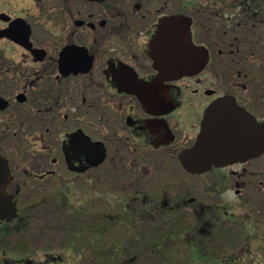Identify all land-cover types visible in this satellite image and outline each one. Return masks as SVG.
<instances>
[{
  "label": "flooded vegetation",
  "instance_id": "1",
  "mask_svg": "<svg viewBox=\"0 0 264 264\" xmlns=\"http://www.w3.org/2000/svg\"><path fill=\"white\" fill-rule=\"evenodd\" d=\"M263 129L264 0H0V264H62L21 237L73 192L113 197L80 212L122 259L139 222L150 253L213 254L230 224L243 250L225 264L261 255Z\"/></svg>",
  "mask_w": 264,
  "mask_h": 264
},
{
  "label": "rangeland",
  "instance_id": "2",
  "mask_svg": "<svg viewBox=\"0 0 264 264\" xmlns=\"http://www.w3.org/2000/svg\"><path fill=\"white\" fill-rule=\"evenodd\" d=\"M51 182L46 183L47 186L44 190H47ZM70 198L65 197V202L62 204L60 200L52 196L43 197L44 204L40 208H37L36 212L31 213L27 232L21 237V242L24 245L29 246L32 250H42L46 247H51L54 251H62L65 248V261L62 264H86L85 260H88L87 264H91V258L68 256V244L74 239L79 232L87 230L89 228H95L92 224L89 226V222L93 221L90 216L83 215L80 210L82 205L89 203L94 198V204L99 210L106 211L110 205V201H113L112 196L99 195L90 197L85 201L83 196H77L75 192L72 193ZM30 196H26L23 199H28ZM31 199V198H30ZM29 199V200H30ZM85 201V202H84ZM36 210V209H35ZM34 210V211H35ZM90 220V221H89ZM94 222V221H93ZM139 228L135 230L137 239H134L132 245H130V251L135 254H139L135 260H130L129 264H184L186 263L185 251L179 246H174L173 241H166L167 244L160 246L158 251L148 252L146 248L147 241L140 235L143 233L142 223L137 224ZM189 226L188 220L181 221L182 229H186ZM144 227V226H143ZM126 229L121 228L117 231L120 236L126 237ZM170 229V226H160L153 224L150 228V245L156 243L158 237H160L164 231ZM114 231V230H113ZM239 229L235 225H228L218 230L217 237L214 238L209 244L205 245L208 252L216 255L224 256L228 259L233 257H239V252L243 250V244L239 242ZM125 235V236H124ZM106 238L109 239L110 235L106 234ZM255 246L252 245V248ZM244 261V262H243ZM238 264H264V253L261 255H253L244 260L238 261Z\"/></svg>",
  "mask_w": 264,
  "mask_h": 264
},
{
  "label": "trees",
  "instance_id": "3",
  "mask_svg": "<svg viewBox=\"0 0 264 264\" xmlns=\"http://www.w3.org/2000/svg\"><path fill=\"white\" fill-rule=\"evenodd\" d=\"M103 231L89 228L79 232L67 246L68 256L73 259L75 256L79 258L89 256L91 264H129V260L119 257L120 250L118 254L112 250L113 245ZM184 259L186 261L184 264H225L222 256L207 254L201 247H198L197 253L187 252ZM85 263H88L87 259Z\"/></svg>",
  "mask_w": 264,
  "mask_h": 264
},
{
  "label": "water",
  "instance_id": "4",
  "mask_svg": "<svg viewBox=\"0 0 264 264\" xmlns=\"http://www.w3.org/2000/svg\"><path fill=\"white\" fill-rule=\"evenodd\" d=\"M264 133V129L262 130V134ZM264 144V142H263ZM186 165L190 166V160H186L184 161ZM2 198H4L5 202H6V207L5 209L1 210L0 213L2 216H6L9 211H11L12 213L15 212V208H13V203L11 204V198L9 196L6 197V195H2Z\"/></svg>",
  "mask_w": 264,
  "mask_h": 264
}]
</instances>
